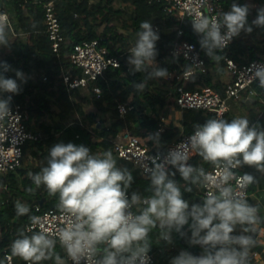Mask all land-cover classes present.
Listing matches in <instances>:
<instances>
[{
	"label": "clouds",
	"instance_id": "9594fccd",
	"mask_svg": "<svg viewBox=\"0 0 264 264\" xmlns=\"http://www.w3.org/2000/svg\"><path fill=\"white\" fill-rule=\"evenodd\" d=\"M249 14V5L233 2L230 10L219 15L191 20L199 45L211 60L223 59L218 53L241 32L250 34L253 26L264 27V6L256 10L251 24ZM3 20L0 17V46L7 47ZM139 28L127 63L133 72L147 73L134 85L142 92L148 80L168 78L169 72L163 67L147 71L155 64L160 37L147 20ZM9 71L15 72V79L6 76ZM250 71L264 88V65H254ZM18 81L26 83L25 74L0 61V120L13 115L12 95L22 90ZM193 127L187 141L146 158L150 160L145 168L149 184L148 195L143 196L136 191L129 196L134 177L118 166L111 151L100 154L83 144L55 143L48 150L46 165L28 176L36 188L43 186L49 196L58 197L57 208L65 214L66 223L54 233L37 230L43 218L31 215L27 204L16 201L17 217L27 216L29 224L12 241V255L26 264L49 260L65 264L56 251L59 244L72 264H148L149 234L158 229L159 239L168 243L173 232L181 237L190 233L188 242L202 249L200 255L182 250L170 264H250L264 216L244 195L249 186L258 184L257 178L250 173L238 176L237 171L249 166L264 174V127L250 125L246 117L207 119ZM146 139L161 146L159 131L148 133ZM191 153L214 171L190 164ZM177 173L185 183L183 192ZM193 188L204 190V196L190 205L184 192Z\"/></svg>",
	"mask_w": 264,
	"mask_h": 264
},
{
	"label": "trees",
	"instance_id": "16d2710c",
	"mask_svg": "<svg viewBox=\"0 0 264 264\" xmlns=\"http://www.w3.org/2000/svg\"><path fill=\"white\" fill-rule=\"evenodd\" d=\"M9 3L14 10V16L17 21L16 34L10 39L7 36V48L10 52L6 54L2 61H6L12 66V69L21 70L24 67L29 73L35 72L39 75L38 81L42 84L43 92L34 98L33 105L28 106L30 117L34 115L43 116L46 112L51 111V104L59 106L60 116L66 120L64 122H56L53 128L46 130V135L34 142L36 149L34 155L43 159L42 164L22 166L15 172L6 175L0 174V251L5 249L11 251V243L17 238L20 229L29 224L28 217H17L15 203L18 197L27 198L28 206L31 209L30 214L36 215L33 203L43 201L44 208H57L58 198L50 200L47 203V192L40 193L33 188L28 176L29 172H38L41 167L46 165V156L48 150L55 143L72 142L74 144H83L88 148L112 152V140L122 128H128L132 132L146 137L148 133L160 132L161 146H157L151 141L149 145L154 153L167 151L174 142L178 141L184 133L194 130L195 124H204L207 119H215V114L204 110H186L187 114H193V123L188 125L184 123L183 127L176 126L173 123L164 125L161 115H153L158 107L162 110L168 104V89L165 86H184L189 90H200L205 87H212L225 96L226 85L217 81L210 72L197 70L194 73L195 79L188 80L167 78L154 79L158 86L150 87L148 94L142 98L134 87L135 83L141 82L140 78L143 73H135L131 71V66L127 63L129 49L134 45L137 38V32L140 30L139 25L142 21H149L153 29L159 27L157 31L160 39L156 43L157 56L155 64L148 66L147 71L151 72L156 67H163L168 72L177 70L183 72L188 65L179 57H174L170 50L176 40H190L199 45V37L194 33L191 26V19L185 17L182 22L184 34L179 36L176 31H169V27L177 23V17L169 13L163 2H152L150 0H57L56 9L61 22L62 31L65 36L59 53L52 50L51 40L45 31L43 24V12L40 7L34 3L25 0H10ZM225 11L230 10L233 2L250 7L248 17L249 23L256 18V10L264 6V0H221ZM8 3V2H7ZM3 0H0V6ZM120 24H124L128 33L120 31ZM21 33L25 37H21ZM93 38H102V43L109 47L112 54L121 57V66L110 68L106 71L105 76L91 83L87 88L88 96H82L83 88L69 91L63 82L62 72L68 69L71 63L68 55L71 53L74 44L83 40ZM229 55L234 57L238 62L244 63L256 58H264V27L253 26L250 34L241 32L239 37L229 46ZM78 72V71H77ZM7 75V73H6ZM46 76V80L43 77ZM102 88V93L98 94L94 91V87ZM259 94L264 96V88L259 87V82L254 85ZM21 91L17 95H12L11 106L15 103H25L26 94L30 92V84L28 82L21 83ZM82 96L83 102L95 106L96 111L86 113L81 102H76L75 98ZM131 98V100H129ZM127 102L133 108L129 110L125 116H121L118 111V104ZM264 110V105L262 106ZM148 109L151 110L148 113ZM235 116L231 112H227L223 119L231 120ZM66 121H70L71 125L67 126ZM30 123V119L28 120ZM264 122V117L262 119ZM100 123L97 127L96 124ZM250 125L252 123L250 122ZM28 147H25V151ZM195 166H203L206 170L212 169L210 164L205 163L202 159L195 155L192 159ZM243 171L254 175L258 184L261 173L254 167L244 166ZM134 181L129 192H139L142 195H148L146 188L149 180L143 177L139 170L133 172ZM6 176L9 181L7 182ZM20 179V177H22ZM176 180L181 186V190L185 187L184 181L176 175ZM258 184L249 186L250 192L256 190ZM22 186V189H20ZM31 189V191H29ZM198 189L193 188L192 192H184L185 197H191ZM17 218V220H16ZM190 233L184 237L179 234L172 233V242L160 240L158 229H154L149 234L151 242V250L155 255L154 264H170L171 259L178 255L179 250L174 244L188 247V239ZM56 251L65 260L66 253L56 245ZM17 257V256H15ZM45 264H54V261H43Z\"/></svg>",
	"mask_w": 264,
	"mask_h": 264
},
{
	"label": "built area",
	"instance_id": "2783aa9c",
	"mask_svg": "<svg viewBox=\"0 0 264 264\" xmlns=\"http://www.w3.org/2000/svg\"><path fill=\"white\" fill-rule=\"evenodd\" d=\"M26 2L38 5L43 12V24L52 45L54 53H59L65 36L62 31L61 22L57 13V0H25ZM152 2H163L169 13L177 17V23L171 25L169 31H176L179 36L184 34L182 22L185 17L194 19L199 15H219L225 11L221 0H150ZM0 17H3L5 28H10L13 34L16 30L11 22L9 12L5 6H0ZM155 31L159 30L155 26ZM23 34V33H21ZM235 41V38L230 42L228 47ZM224 49V50H226ZM130 50V49H129ZM174 57H179L185 61L188 68L183 72L174 70L169 73L167 79L188 80L197 70L206 72L207 62L204 55L201 53L198 45L190 40H176L170 50ZM226 68L231 72L232 79L228 82L225 89V96L218 90L212 87H205L200 90H189L184 86H175L172 92L175 96V103L178 107L184 110H204L215 114V119L223 118L229 111V99L240 100L244 93L253 94L255 92L254 85L257 80L251 76V69L254 65H264V58H256L244 63L238 62L229 54H224ZM71 63L70 68L64 69L62 79L69 91L87 88L91 83L105 76V73L110 68L121 66V57L117 54H112L109 47L102 43V38H93L83 40L74 44L71 53L68 55ZM78 71V72H77ZM46 76L43 77L46 80ZM94 91L98 94L102 93V88L94 87ZM171 92V91H170ZM171 92V93H172ZM133 108L127 102L118 104V111L121 116ZM11 116L0 120V174L6 175L10 172H15L18 168L25 164L26 152L25 147L27 142H36L41 138V134L35 132L28 122L29 111L25 103H15L11 106ZM194 131V130H193ZM193 131L184 133V135L169 148H175L177 145L187 141ZM112 151L122 160L132 163L143 177H147L145 168L150 165V160L146 158L154 157L157 153L151 151L149 141L146 137L132 132L128 128H122L115 138L112 140ZM191 153V159L195 156ZM208 171H214L213 168ZM245 173L243 168L237 171V175ZM204 196V190H200ZM129 196L131 193H128ZM244 195L247 200L250 197L249 187L244 190ZM33 207L37 212L36 215L43 218V223L40 228L47 230L49 233H54L57 228L66 223V216L58 208H44L41 203H34ZM28 225V224H27ZM148 264H154L155 255L152 252L148 253ZM68 264L72 261L67 257ZM0 264H16L15 258L11 251L5 249L0 258ZM26 264V262H23ZM41 264H45L43 261Z\"/></svg>",
	"mask_w": 264,
	"mask_h": 264
},
{
	"label": "crops",
	"instance_id": "0c3cea01",
	"mask_svg": "<svg viewBox=\"0 0 264 264\" xmlns=\"http://www.w3.org/2000/svg\"><path fill=\"white\" fill-rule=\"evenodd\" d=\"M95 0H91V2H94ZM5 2H8L7 4L11 7V5L9 3H11L10 0H3V5L5 6ZM6 7L9 15H10V19L11 22L13 24L12 21V13L10 12V8ZM13 10V7H12ZM14 12V10H13ZM12 15V16H11ZM124 25V24H123ZM14 26V25H13ZM16 30V29H15ZM6 33L7 35H11V37L15 34H13L10 31V28H6ZM21 37H25L24 34H21ZM201 53L204 55V57L206 58V62H207V67H206V72H210L213 77L219 81L220 83L227 85L228 82L232 79V74L231 72L226 68V63L224 61V59H221L218 63L211 60L206 54L205 52L201 49L200 45H198ZM10 50V49H9ZM230 52V48L223 50L221 52H219L218 54L220 56H224V54H229ZM33 74H30L29 77H25L27 82L30 84V92L28 94H26L24 102H26V106H31L33 105L34 102V98L37 97L38 94L43 92L42 89V84L40 81H38V77L39 75L35 72H32ZM192 80L195 79L194 74L191 76ZM44 80V79H43ZM21 83V82H19ZM159 84H157L155 82L154 79H152V81H150L149 83H147V87L143 90V92L140 94V96L142 98H144L149 91L150 87H155L158 86ZM166 89H168V104L166 105L165 108H163L162 110H159V108L157 107L156 110L153 112V115H161L162 116V120L164 122V125L161 127V129L164 128V126H167L171 123H173L176 126H180L183 127V124L186 122L188 123V125H192L193 122V114H187L186 110L181 109L180 107L177 106V104L175 103V96L172 92V87L171 86H165L163 85ZM172 93H171V92ZM82 96H88L89 95V90L88 88H83V90L81 91ZM82 96L80 97H76L75 101L76 102H81L83 109L85 110L86 113H93L96 111L95 106L90 105V104H86L85 102H83L82 100ZM131 100V98L129 99ZM228 104H229V112H231L235 118L236 117H246L249 119V122L252 123V125H256L259 124L261 127H264V122H262V119L264 117V110L262 108V106L264 105V96L259 94L258 91L255 89V92L253 94L250 93H244L243 97L240 100H235V99H229L228 100ZM88 106V107H87ZM92 108V109H91ZM28 109V108H27ZM29 111V109H28ZM51 111L54 112V114L52 112H46V114H44L43 116H38V115H34L36 122L38 123L39 128H43V129H48V128H53L56 125V122H64L66 119L64 117L60 116V107L55 105L54 103L51 104ZM151 110L148 109V113H150ZM50 115L52 117V121L54 122L53 127L50 125V123H46L45 119L47 115ZM33 117V116H32ZM32 117H30V113H29V119H30V127L37 133L41 132L39 130H37V128L35 127L34 122L32 121ZM41 119H43V121H41ZM40 120V121H39ZM195 124V123H194ZM66 125L69 126L71 125L70 121H66ZM97 126V124H96ZM42 137V134H41ZM28 149V148H27ZM27 149H26V157H27ZM36 149V147H34L33 151ZM93 153H100L102 154V152L100 150H94L92 148H89ZM112 150V149H111ZM114 157L117 159V163L119 167H126L131 174H133V172L137 169L132 163L130 162H126L122 159H120L113 151H112ZM33 156L35 158H39L37 156L34 155ZM48 156V155H47ZM46 156V157H47ZM33 159V158H32ZM30 164L27 163V160L25 162V164L23 166H29ZM138 170V169H137ZM22 177H20V179H22ZM7 182L9 181L8 176H6ZM34 190H36V186L33 188ZM45 189H43L42 191H40V193H45L47 192ZM141 194V193H140ZM142 195V194H141ZM48 196V200H52L54 198H58V197H54V196ZM143 196V195H142ZM46 201L47 198L44 197ZM43 198V199H44ZM184 198L186 200L189 201L190 205L193 203H200L201 199L203 198V195L201 193L200 190H197V192L192 195L191 197H185ZM249 203L258 206L260 214L262 216H264V174H261V178L258 184V187L256 188V190L250 192V197H249ZM34 204V203H33ZM32 204V205H33ZM187 230V226L186 229ZM239 232V229H237V234ZM256 238H257V244L252 248L251 250V254H250V264H264V225H261V231L258 232L256 234ZM179 250H187L189 252H191L194 255H200L202 252V249L199 245H191L188 242V247L184 248L181 245H176L174 244ZM2 253H0V258L2 256ZM15 258V256H14ZM17 259H20L19 257H16ZM16 262V261H15ZM23 264V263H22Z\"/></svg>",
	"mask_w": 264,
	"mask_h": 264
},
{
	"label": "rangeland",
	"instance_id": "374dc122",
	"mask_svg": "<svg viewBox=\"0 0 264 264\" xmlns=\"http://www.w3.org/2000/svg\"><path fill=\"white\" fill-rule=\"evenodd\" d=\"M95 1H98V0H95ZM5 6L6 7H8L9 5L7 4V2H5ZM9 8H10V12L12 13V21H13V25H14V28H17V21H16V18H15V16H14V12H13V10H12V6L10 7L9 6ZM119 29H120V31H122V32H124V33H128L127 32V30L125 29V26L123 25V24H120V27H119ZM12 35V34H11ZM11 35H7L10 39H12L13 38V36L11 37ZM10 52V50L7 48V47H5V46H0V61H2L3 59H4V57L6 56V54H8ZM14 69V68H13ZM15 70V69H14ZM21 71L25 74V77H29L30 76V74H33V73H29L24 67H22L21 68ZM131 71H133L132 70V67H131ZM146 74L147 73H143V75H141V78H140V80L142 81V80H144L145 79V76H146ZM7 77H10V78H14L15 79V72L14 71H9V72H7V75H6ZM150 81H152V80H148V82L147 83H149ZM20 81H18V83H19ZM88 107V106H87ZM92 109V108H91ZM32 121L34 122V124H35V127L37 128V130H39L40 132H41V134H42V137H44L45 135H46V130L45 129H43V128H39V126H38V121L36 122V119H35V116H33L32 118ZM53 119H52V117L48 114L47 116H46V119H45V122L46 123H50V125L53 127V124H54V122L52 121ZM40 121V120H39ZM41 121H43V119H41ZM26 146L28 147V149H27V157L25 158V162H26V160H27V163H29L30 165H36V164H42V162H44V160L43 159H41V158H35L34 156H33V149H34V142H32V141H29V142H27V144H26ZM33 158V159H32ZM47 158V157H46ZM45 158V159H46ZM20 189H22V186H20ZM44 189V187L43 186H41L40 188H36V191H38V192H40V191H42ZM45 191V190H44ZM19 201H22V198L19 196L18 198H17ZM23 199H25L24 200V203L25 204H27L28 205V202H27V198H23ZM50 200H48L47 201V203L48 204H50ZM0 253H1V251H0ZM15 261H16V264H22L24 261L23 260H21V259H17L16 257H15Z\"/></svg>",
	"mask_w": 264,
	"mask_h": 264
},
{
	"label": "water",
	"instance_id": "95a60500",
	"mask_svg": "<svg viewBox=\"0 0 264 264\" xmlns=\"http://www.w3.org/2000/svg\"><path fill=\"white\" fill-rule=\"evenodd\" d=\"M99 126H100V123H97V127H99ZM44 200H45V198L42 199L40 203L42 204ZM16 220H17V218H16Z\"/></svg>",
	"mask_w": 264,
	"mask_h": 264
}]
</instances>
